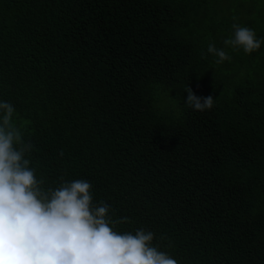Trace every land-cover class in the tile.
Returning a JSON list of instances; mask_svg holds the SVG:
<instances>
[{
  "label": "trees",
  "instance_id": "16d2710c",
  "mask_svg": "<svg viewBox=\"0 0 264 264\" xmlns=\"http://www.w3.org/2000/svg\"><path fill=\"white\" fill-rule=\"evenodd\" d=\"M233 23L264 37V0H0V100L43 187L87 179L178 264H264V43L225 46Z\"/></svg>",
  "mask_w": 264,
  "mask_h": 264
},
{
  "label": "clouds",
  "instance_id": "9594fccd",
  "mask_svg": "<svg viewBox=\"0 0 264 264\" xmlns=\"http://www.w3.org/2000/svg\"><path fill=\"white\" fill-rule=\"evenodd\" d=\"M232 29L224 45L234 50L248 54L264 43L248 26L233 23ZM207 51L217 63L231 59L213 43ZM185 91L186 105L199 111L213 107L212 95ZM0 113V264H178L152 243V231L117 230L109 204L93 201L87 179L43 187L25 155L32 145L9 125L13 106L0 100Z\"/></svg>",
  "mask_w": 264,
  "mask_h": 264
}]
</instances>
